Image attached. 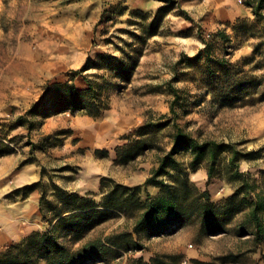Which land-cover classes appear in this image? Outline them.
I'll use <instances>...</instances> for the list:
<instances>
[{
	"label": "rangeland",
	"instance_id": "rangeland-1",
	"mask_svg": "<svg viewBox=\"0 0 264 264\" xmlns=\"http://www.w3.org/2000/svg\"><path fill=\"white\" fill-rule=\"evenodd\" d=\"M246 1L0 0V212L13 210L15 226L0 245V264L12 245L52 230L40 212L41 189L29 192L41 180L48 201H55L54 185L100 202L116 184L142 185L145 201L148 193L159 194L145 182L174 147L179 128L201 142L231 143L242 152L264 147V22ZM161 8L162 18L152 25ZM65 82L79 89L90 82L108 109L98 117L58 111L55 86ZM236 83L240 99L224 105L223 95ZM138 140L149 147L121 162L118 149ZM175 157L189 166L192 155L183 150ZM240 170L254 189L240 193V211L224 232L200 234L199 222L190 219L182 227L135 235L141 247L119 258L83 264L168 254L181 255L179 264H264V213L259 223L251 215V202L264 198V152L241 159ZM201 171L202 187L194 177ZM214 172L209 179L204 164L190 180L212 202L224 203L243 183L229 180L225 154ZM159 180L173 182L168 175ZM129 213H114L81 240L64 231L60 242L75 252L87 242L132 233ZM31 254L27 264H46L39 253Z\"/></svg>",
	"mask_w": 264,
	"mask_h": 264
},
{
	"label": "trees",
	"instance_id": "trees-1",
	"mask_svg": "<svg viewBox=\"0 0 264 264\" xmlns=\"http://www.w3.org/2000/svg\"><path fill=\"white\" fill-rule=\"evenodd\" d=\"M246 5L252 8L255 17L264 22V0H247ZM164 9L159 10L158 17L152 25H156L164 14ZM155 27V26H154ZM264 35V28H263ZM264 44V41L261 42ZM260 46L256 53H259ZM107 59L108 56L102 55ZM113 60V59H112ZM225 62V61H224ZM254 80H244L246 85L253 84ZM264 83V76L262 79ZM53 106L58 111L84 110L92 116H100L108 109L105 102L97 99L93 84L87 89H79L70 82L57 84ZM235 90L227 91L223 95V104L238 101L242 91L238 90L240 84L233 86ZM264 101V92L260 96ZM174 111V108H172ZM0 144H2L0 142ZM147 147L144 141L138 140L133 145H127L118 149V157L121 162H126L138 157ZM188 150L192 157L189 166L178 161L175 155L179 151ZM264 152V147L258 151L242 152L231 143H219L216 141L201 142L179 128L174 135V147L160 161L159 167L154 170L145 185H153L159 188V194L152 196L147 194V199L142 200L140 194L142 185L134 187L116 184L115 187L104 193L100 202L90 196L71 193L58 185H54L55 201L46 199L45 185L42 180L31 185L29 192L41 189L40 212L43 218L52 225V230L46 233L35 232L27 236L23 242L12 245L4 253L3 264H27L31 253H39L46 264H83L86 261H108L116 259L125 252H131L141 247L135 235L146 231L152 234L182 227L190 219H196L200 224V234L210 235L224 232L234 216L240 211L236 200L240 193H250L254 185L248 180V173L240 170V161L250 155H259ZM5 150L0 148V155ZM225 154L229 180L241 179L243 186L224 203H214L209 192L201 191L190 180V174L196 172L202 165H207L208 177L215 176L214 168L217 159ZM168 175L173 179L172 183L159 180V176ZM107 180V178H105ZM43 189V190H42ZM246 197L240 202H244ZM46 204L49 207L46 209ZM251 215L256 223L260 222V213H264V198L256 196L251 202ZM129 213L135 218L133 232H121L87 242L77 251H71L60 242L62 232H66L75 240H81L86 232L94 225L100 224L114 213ZM51 213L49 216L48 213ZM181 255L168 254L145 261L143 258H130L127 264H179Z\"/></svg>",
	"mask_w": 264,
	"mask_h": 264
},
{
	"label": "crops",
	"instance_id": "crops-1",
	"mask_svg": "<svg viewBox=\"0 0 264 264\" xmlns=\"http://www.w3.org/2000/svg\"><path fill=\"white\" fill-rule=\"evenodd\" d=\"M195 179L199 180V186L202 187L205 184V172L201 171L200 173L196 174L195 173ZM20 210L27 209L28 208V203L21 205ZM13 211V210H12ZM9 211L7 212L6 210L3 211L1 210L0 212V228H2L4 231L0 232V245L5 241L8 237H11L14 232V215L12 214L13 212ZM12 212V213H10Z\"/></svg>",
	"mask_w": 264,
	"mask_h": 264
}]
</instances>
